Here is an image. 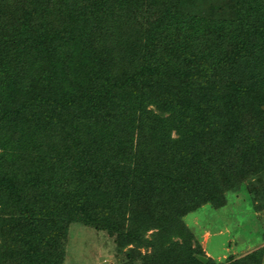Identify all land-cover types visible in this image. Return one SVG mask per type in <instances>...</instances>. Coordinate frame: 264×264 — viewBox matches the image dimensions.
I'll return each mask as SVG.
<instances>
[{
  "label": "trees",
  "instance_id": "16d2710c",
  "mask_svg": "<svg viewBox=\"0 0 264 264\" xmlns=\"http://www.w3.org/2000/svg\"><path fill=\"white\" fill-rule=\"evenodd\" d=\"M255 179L264 0H0V264H62L70 224L128 211L124 244L166 252L227 194L263 209Z\"/></svg>",
  "mask_w": 264,
  "mask_h": 264
},
{
  "label": "rangeland",
  "instance_id": "374dc122",
  "mask_svg": "<svg viewBox=\"0 0 264 264\" xmlns=\"http://www.w3.org/2000/svg\"><path fill=\"white\" fill-rule=\"evenodd\" d=\"M172 137H176L174 132ZM256 181L258 187L264 183V179L262 182L255 179L242 187ZM121 217L123 226H118L121 229L118 234L81 223L70 224L64 239L62 264H182L185 260L181 261L178 250L188 244L191 251H199L198 257L213 264H264V208H260L259 202L251 206L243 192L227 194L221 208L205 204L184 216V233L188 234L173 237L171 241L178 244L168 243L164 246L166 252L163 249L157 254H152L151 248L124 244L121 235L126 233L129 211ZM153 234L149 231L145 235L150 243L154 240Z\"/></svg>",
  "mask_w": 264,
  "mask_h": 264
},
{
  "label": "water",
  "instance_id": "95a60500",
  "mask_svg": "<svg viewBox=\"0 0 264 264\" xmlns=\"http://www.w3.org/2000/svg\"><path fill=\"white\" fill-rule=\"evenodd\" d=\"M199 260L202 261L204 264H206V262L208 261V259L203 257H199Z\"/></svg>",
  "mask_w": 264,
  "mask_h": 264
}]
</instances>
